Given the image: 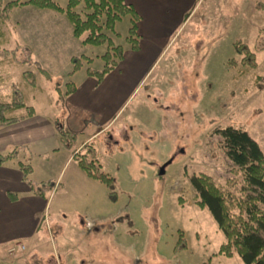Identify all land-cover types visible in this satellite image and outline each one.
Wrapping results in <instances>:
<instances>
[{
    "label": "rangeland",
    "instance_id": "374dc122",
    "mask_svg": "<svg viewBox=\"0 0 264 264\" xmlns=\"http://www.w3.org/2000/svg\"><path fill=\"white\" fill-rule=\"evenodd\" d=\"M12 1L1 0L0 9ZM50 1L62 9L69 2ZM80 2L75 12L84 18ZM8 17L0 25V42L14 52L0 68V101L20 98L55 129L77 131L63 143L58 133L46 136L44 154L25 159L21 152L10 162L30 164L35 189L50 191L36 244L25 257H11L19 264H243L236 253L219 254L225 238L208 210L197 205L189 181L208 176L231 200H241V173L227 159L219 130L246 132L264 155V0H199L140 85L116 94L108 105L110 118L79 113L73 92L67 93L70 83L79 90L97 84L87 70L103 69L107 45H84L86 34L73 37L62 13L23 6ZM130 27L126 16L113 32H103L124 50L131 48ZM236 42L255 55V69L243 67ZM72 58L83 67L70 75ZM115 68L113 94L125 76ZM98 92L109 98L108 81ZM80 117L82 125L73 128ZM87 151L96 153L111 188L79 168ZM231 213L237 215L238 208Z\"/></svg>",
    "mask_w": 264,
    "mask_h": 264
},
{
    "label": "trees",
    "instance_id": "16d2710c",
    "mask_svg": "<svg viewBox=\"0 0 264 264\" xmlns=\"http://www.w3.org/2000/svg\"><path fill=\"white\" fill-rule=\"evenodd\" d=\"M80 3V0H69L66 9H62L50 0L12 1L0 9V25L9 19L8 16L13 10L23 6L64 14L72 27L73 37L81 38L86 34L82 42L84 45H107L109 48L102 57L103 69L101 71L87 70V75L94 76L97 78V83H101L104 77L122 60L124 54V50L120 46L111 45L110 38L103 31L113 32L115 23L121 18L129 16L131 27L126 41L130 45V49L136 51L138 49L136 31L139 17L124 0H83L86 14L82 18L80 14L75 12V8ZM102 18L104 19L103 22ZM3 44L0 42V67L7 63L6 56L10 55L9 52H14L3 49L1 47ZM235 52L241 56L243 67L256 68L255 55L243 44L236 42ZM71 61L73 69L70 75L83 67L79 58H72ZM41 72L47 74L43 70ZM68 87V94L74 92V84L70 83ZM34 114V109L27 106L20 98L0 101V128L16 124ZM56 130L62 143L67 137L75 138L73 133L62 131L59 128ZM217 134L221 138L227 159L241 173L243 198L231 200L232 196H226L211 178L205 175H197L192 176L189 181L195 193L196 203L199 207L208 210L225 238V243L219 250L220 255L230 257L236 253L243 264H264V155L258 144L242 130L228 127L219 130ZM86 154L90 155L89 160H86ZM86 154L80 157L82 159L78 161L79 168L89 178L102 182L111 188L112 180L101 171L96 153L87 151ZM16 157V150L7 155H0V165L16 159ZM18 168L22 174V180L34 194L44 197L50 192L49 189H35L30 180L32 175L30 164L21 162L18 164ZM8 197L11 201H15L17 198L16 194H9ZM235 206L239 210L237 215L231 213Z\"/></svg>",
    "mask_w": 264,
    "mask_h": 264
},
{
    "label": "crops",
    "instance_id": "0c3cea01",
    "mask_svg": "<svg viewBox=\"0 0 264 264\" xmlns=\"http://www.w3.org/2000/svg\"><path fill=\"white\" fill-rule=\"evenodd\" d=\"M124 1L134 9L139 17L136 31L138 49L136 51L130 48L124 49L123 58L116 66L120 74H125L122 80L118 81L117 93H112L115 88L111 78V74L116 68L110 71L99 84L87 83L80 90L74 86L71 98L78 107L77 111L81 114L90 113V115L99 118L103 116L110 118L108 105L113 102V99L116 100V94L122 93V88L126 85L131 86L129 92L140 85V79L143 77L145 70L157 59L158 54L166 48L167 45L165 46V44H167L175 27L185 20L199 0ZM3 46L1 47L3 48ZM107 81L110 91L108 99L103 94H98L99 88L105 86ZM120 98L119 96L118 100ZM5 99H7V96H5ZM100 103L107 106L97 108ZM34 112L35 114L32 117L0 128V155H7L14 150L17 151V156L23 152L25 159L29 154H44L46 151L45 137L49 136L54 139L57 130L49 119H43L39 117L35 110ZM81 121V117L77 119L73 123V128L81 126ZM105 122L106 120L101 121L100 124L103 125ZM107 127L100 129L98 133L88 138L83 144L88 146L87 142ZM75 132H77L76 129L70 131L73 134ZM49 144H53L50 146V148L53 147L52 150H57L54 143ZM11 161L0 165V256L4 254L3 258L0 257V263L2 264H19L17 259L7 254V250L14 244L18 243L24 246L25 250L20 254L29 251L31 243L36 244L35 239H37L36 236L40 228V217L46 210L49 200L46 199L47 195L44 197L38 196L29 189L22 180L18 165L10 164ZM9 194H16V200L11 201L8 197ZM93 227L92 223L88 222L87 228L91 230ZM25 241L28 242V245L24 244Z\"/></svg>",
    "mask_w": 264,
    "mask_h": 264
},
{
    "label": "built area",
    "instance_id": "2783aa9c",
    "mask_svg": "<svg viewBox=\"0 0 264 264\" xmlns=\"http://www.w3.org/2000/svg\"><path fill=\"white\" fill-rule=\"evenodd\" d=\"M24 250H25L24 246L17 243V244H14L12 247H10L7 251H8L9 256H13L14 254L24 252ZM0 264H2V263H0Z\"/></svg>",
    "mask_w": 264,
    "mask_h": 264
}]
</instances>
